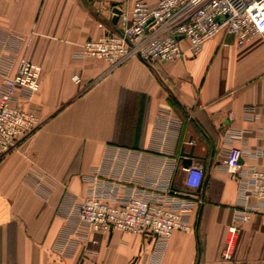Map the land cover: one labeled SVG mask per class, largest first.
Instances as JSON below:
<instances>
[{
  "label": "crops",
  "instance_id": "crops-1",
  "mask_svg": "<svg viewBox=\"0 0 264 264\" xmlns=\"http://www.w3.org/2000/svg\"><path fill=\"white\" fill-rule=\"evenodd\" d=\"M127 2L0 0V54L13 72L22 59L41 66L30 102L41 123L0 156V264H264L263 211L238 225L224 257L238 181L221 166L231 128L243 134L231 146L248 152L244 162L264 168V156L249 154L264 149V33L238 46L221 32L174 62L82 56L84 41L116 29L97 6ZM181 147L206 174L191 231L176 230L166 245L119 229L96 241L76 234L75 204L91 177L123 195L178 157L180 185Z\"/></svg>",
  "mask_w": 264,
  "mask_h": 264
},
{
  "label": "built area",
  "instance_id": "built-area-1",
  "mask_svg": "<svg viewBox=\"0 0 264 264\" xmlns=\"http://www.w3.org/2000/svg\"><path fill=\"white\" fill-rule=\"evenodd\" d=\"M115 6L121 10L116 29L84 41L82 56L111 64L131 57L148 64L174 62L188 54L198 55L203 44L221 32L234 35L238 46L264 33V0H156L154 5L147 0H135L131 4L100 5L96 11L100 14L106 10L110 20ZM99 26L104 28L105 23L101 21ZM12 69L10 57L0 54V156L15 147L18 137L29 136L41 123L30 104L40 85L41 66L22 59L16 71ZM247 111L253 116L254 107H248ZM242 135L231 128L224 134L221 166L238 181V207L228 229L225 258L231 257L238 225L248 221L252 213L264 212V168L246 164L243 159L248 152L231 146ZM249 154L261 157L264 149ZM180 162L181 159L173 157L162 175L123 195L114 191L115 182H107L104 184L107 188L103 189L97 176L91 177V184L75 204L76 234L96 241L95 234L107 236L119 229L166 245L176 230L191 231L189 215L195 201L204 203L197 191L202 188L206 174L202 163L182 164L180 185H176L174 176ZM179 194L192 198L185 199Z\"/></svg>",
  "mask_w": 264,
  "mask_h": 264
},
{
  "label": "water",
  "instance_id": "water-1",
  "mask_svg": "<svg viewBox=\"0 0 264 264\" xmlns=\"http://www.w3.org/2000/svg\"><path fill=\"white\" fill-rule=\"evenodd\" d=\"M113 11H114V15L112 17V22L116 23L117 20H118V14L121 12V10L118 7L115 6ZM178 38H182V37L180 36ZM180 154L182 156V164H183V166H189V165L192 164L193 158L195 157V155L193 153V148L189 152H187V151H185L184 147H181ZM199 191L200 190H198L197 193Z\"/></svg>",
  "mask_w": 264,
  "mask_h": 264
},
{
  "label": "rangeland",
  "instance_id": "rangeland-1",
  "mask_svg": "<svg viewBox=\"0 0 264 264\" xmlns=\"http://www.w3.org/2000/svg\"><path fill=\"white\" fill-rule=\"evenodd\" d=\"M135 0H133V2H134ZM26 136H21V137H18L17 139H16V142L19 140V139H23V138H25Z\"/></svg>",
  "mask_w": 264,
  "mask_h": 264
}]
</instances>
